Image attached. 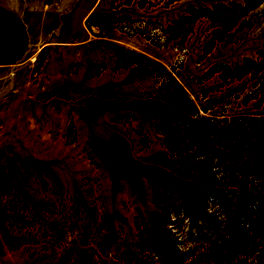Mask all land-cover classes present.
I'll use <instances>...</instances> for the list:
<instances>
[{"label":"rangeland","instance_id":"374dc122","mask_svg":"<svg viewBox=\"0 0 264 264\" xmlns=\"http://www.w3.org/2000/svg\"><path fill=\"white\" fill-rule=\"evenodd\" d=\"M0 264H264V0H0Z\"/></svg>","mask_w":264,"mask_h":264},{"label":"trees","instance_id":"16d2710c","mask_svg":"<svg viewBox=\"0 0 264 264\" xmlns=\"http://www.w3.org/2000/svg\"><path fill=\"white\" fill-rule=\"evenodd\" d=\"M213 131V134H215V135H217V137H220V135H222L223 134V132H224V130H212ZM185 188L183 189V190H181V195H180V198L181 199H186L187 198V195H186V193H187V189L189 188L188 187V185L186 184L185 186H184ZM219 199V198H218ZM178 244V243H177Z\"/></svg>","mask_w":264,"mask_h":264}]
</instances>
